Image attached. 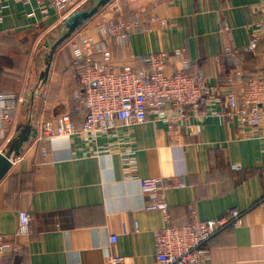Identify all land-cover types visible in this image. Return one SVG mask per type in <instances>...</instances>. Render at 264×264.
<instances>
[{
	"label": "crops",
	"instance_id": "crops-1",
	"mask_svg": "<svg viewBox=\"0 0 264 264\" xmlns=\"http://www.w3.org/2000/svg\"><path fill=\"white\" fill-rule=\"evenodd\" d=\"M50 1L0 0V94L23 97L0 152L14 139L27 140L0 181V235L7 248L0 264H106L111 255L126 264H154L153 233L166 223L160 211L144 209L139 187L140 179L153 178L176 184L163 191L174 225L186 223L192 210L201 221L245 211L238 228L209 241L210 264H264V139L248 137L218 116L219 108L192 115L190 134L148 117L95 144L78 135L35 142L40 121L68 114L76 128L82 125L72 110L78 91L72 70L84 40L107 47L118 69L134 67L139 56L181 52L190 72L211 86L228 73L220 58L227 46L239 52L246 75L264 71V42L253 55L242 51L262 0H112L55 50L42 84L44 56L69 16ZM90 4L82 0L74 12ZM114 18L138 23L124 42L95 31ZM108 146L112 151L104 152ZM127 154L133 160L129 176L122 164ZM24 214L30 235L15 239Z\"/></svg>",
	"mask_w": 264,
	"mask_h": 264
},
{
	"label": "built area",
	"instance_id": "built-area-1",
	"mask_svg": "<svg viewBox=\"0 0 264 264\" xmlns=\"http://www.w3.org/2000/svg\"><path fill=\"white\" fill-rule=\"evenodd\" d=\"M81 2L51 0L50 6L63 12L65 18ZM256 16L254 29L242 50L246 55H253L264 42V0L259 3ZM137 26V22L128 24L114 18L97 24L95 31L102 39L112 36L124 42ZM222 31L230 35L226 25H222ZM82 44V49L75 52L72 70L78 86L73 95L72 110L82 117V125L76 128L68 114L40 121L36 126L35 142L78 135L95 144L98 138L107 137L119 128H134L148 117L165 123L170 130L189 132L190 117L209 107L219 108L216 114L246 130L248 137L264 139V71L244 77L237 50L228 46L223 48L220 58L228 73L218 79L220 84L211 86L205 77L190 72V63L181 52L173 57L166 53L139 56L135 58L134 67L118 69L110 57V50L102 43L88 39ZM221 88L225 90L221 91ZM22 103L20 94H0V141L4 140L7 125ZM112 149L108 146L103 151L111 152ZM122 164L125 174L131 175L133 160L129 154L122 157ZM232 169L239 168L233 166ZM170 186L176 184L164 183L159 178L139 180L140 193L146 198L144 209L160 211L166 223L153 233L154 264H210L209 241L224 230L238 228L245 211L231 209L223 217L201 221L192 210L186 223L174 225L163 194ZM261 203H264V197ZM29 235L30 216L24 214L14 238ZM5 241L0 235V258L7 251ZM109 242L114 244L116 238L110 236ZM12 250L17 252L19 246ZM106 264L126 263L124 258L111 255Z\"/></svg>",
	"mask_w": 264,
	"mask_h": 264
},
{
	"label": "water",
	"instance_id": "water-1",
	"mask_svg": "<svg viewBox=\"0 0 264 264\" xmlns=\"http://www.w3.org/2000/svg\"><path fill=\"white\" fill-rule=\"evenodd\" d=\"M112 0H90V6L72 13L62 23V30L59 36L50 47L49 52L44 56V69L39 74L40 83L44 84L48 77L51 61L56 49H58L66 40H68L73 33H75L86 22L93 18L97 12L105 7ZM25 129H28L27 127ZM27 140L20 138L19 140H13L6 150L0 152V181L6 176L12 167V158L15 159L19 156L21 146L26 143Z\"/></svg>",
	"mask_w": 264,
	"mask_h": 264
},
{
	"label": "trees",
	"instance_id": "trees-1",
	"mask_svg": "<svg viewBox=\"0 0 264 264\" xmlns=\"http://www.w3.org/2000/svg\"><path fill=\"white\" fill-rule=\"evenodd\" d=\"M239 58V57H238ZM222 63L224 64V61L222 60ZM224 66V65H223ZM242 71H243V74H244V77H248V76H251V75H253V74H251V75H246L245 73H244V69H243V65H242ZM255 74V73H254Z\"/></svg>",
	"mask_w": 264,
	"mask_h": 264
},
{
	"label": "rangeland",
	"instance_id": "rangeland-1",
	"mask_svg": "<svg viewBox=\"0 0 264 264\" xmlns=\"http://www.w3.org/2000/svg\"><path fill=\"white\" fill-rule=\"evenodd\" d=\"M113 14V13H112Z\"/></svg>",
	"mask_w": 264,
	"mask_h": 264
}]
</instances>
